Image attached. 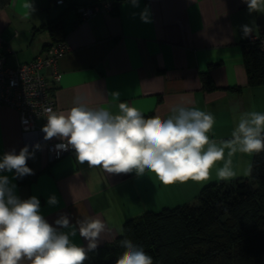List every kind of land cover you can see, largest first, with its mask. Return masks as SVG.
Segmentation results:
<instances>
[{
  "label": "crops",
  "instance_id": "obj_1",
  "mask_svg": "<svg viewBox=\"0 0 264 264\" xmlns=\"http://www.w3.org/2000/svg\"><path fill=\"white\" fill-rule=\"evenodd\" d=\"M28 2L35 9L31 15L24 7ZM105 3H115L114 9H105ZM85 4H97L99 9L83 18L77 8ZM146 7L148 23L140 19ZM59 16L69 49L58 59L60 79L50 86L56 111L71 108L81 93L88 95L91 106L113 113L118 112L119 102H128L145 118H167L173 105L183 104L213 114L209 137L217 144L231 139L241 113H264V84H247L242 54L243 26L258 33L264 28V12H249L245 0H139L138 7L130 0H66L64 4L8 0L0 6V52L10 50L6 63L31 61L54 43L47 23ZM203 72L214 88L203 87ZM113 92H119V100L111 97ZM46 123L40 119L36 131L23 133L17 111L0 107V158L13 149L18 154L25 145L30 151L41 145L27 161L34 174L19 179H12L14 172L0 175L9 177L21 199L37 197L41 214L53 226L62 214L72 224L83 217L104 221L112 231L101 235L98 246L113 240L126 219L190 202L204 184L221 181L216 171L222 161L205 182L164 185L149 171L109 174L89 168L77 161L73 149L50 160L46 144L60 140H44L41 129ZM228 151L225 158L232 160L237 173L231 180L246 177L243 171L253 154L236 152L229 157ZM53 195L58 203L49 205ZM72 240L87 246L78 232Z\"/></svg>",
  "mask_w": 264,
  "mask_h": 264
},
{
  "label": "clouds",
  "instance_id": "obj_2",
  "mask_svg": "<svg viewBox=\"0 0 264 264\" xmlns=\"http://www.w3.org/2000/svg\"><path fill=\"white\" fill-rule=\"evenodd\" d=\"M134 7L139 0H130ZM249 12H264V0H245ZM29 14L35 10L32 3L24 5ZM140 19L150 22L146 7ZM252 28L243 26L248 36ZM119 92L111 97L119 100ZM87 94H77L73 106L65 111H56L51 106H42V115L47 123L41 131L44 140L57 138L56 147L73 149L77 161L89 168H101L105 173H132L143 175L146 171L156 175L164 185L205 182L218 162H223L216 171L220 180H231L237 173L232 160L225 158L240 152L258 154L264 151V113L244 112L231 133V139L220 144L210 139L209 133L215 124L212 113L183 104H175L170 115L145 118L143 113L128 102L118 103V112L105 107H93ZM238 111V106L233 107ZM25 145L17 154L13 149L0 158V173L14 172L12 179L32 175L27 161L34 158L39 143ZM251 164L243 175L250 176ZM16 186L7 175H0V264H84L88 252L94 251L103 233L112 229L99 218L83 217L75 224L67 214H62L50 224L40 211V201L32 196L21 199L15 193ZM53 195L49 205H56ZM87 241L82 247L73 242L77 235ZM123 253L115 264H153V258L131 240L120 241Z\"/></svg>",
  "mask_w": 264,
  "mask_h": 264
},
{
  "label": "trees",
  "instance_id": "obj_3",
  "mask_svg": "<svg viewBox=\"0 0 264 264\" xmlns=\"http://www.w3.org/2000/svg\"><path fill=\"white\" fill-rule=\"evenodd\" d=\"M47 28L54 42L63 39L60 16ZM242 54L247 84H264V51L244 41ZM201 80L204 88H214L207 72ZM251 166L250 176L204 184L194 202L126 219L113 240L88 252L84 264H115L124 238L142 247L153 264H264V151L253 154Z\"/></svg>",
  "mask_w": 264,
  "mask_h": 264
},
{
  "label": "built area",
  "instance_id": "obj_4",
  "mask_svg": "<svg viewBox=\"0 0 264 264\" xmlns=\"http://www.w3.org/2000/svg\"><path fill=\"white\" fill-rule=\"evenodd\" d=\"M53 1L56 4H64L66 0ZM98 7L97 4H85L79 6L77 11L84 18L98 10ZM103 7L109 9L111 4L105 3ZM244 41L256 43L264 50V28L256 34L250 33L245 36ZM68 49L69 45L63 38L47 46L31 61L17 63L14 66L6 63V53L10 50L6 48L0 52V107L7 106L17 111L19 126L23 133L36 131L37 122L45 119L42 115L43 105L56 109L50 86L61 77L58 59ZM60 143L61 141H53L46 144L50 160L60 158L69 150L57 148Z\"/></svg>",
  "mask_w": 264,
  "mask_h": 264
},
{
  "label": "rangeland",
  "instance_id": "obj_5",
  "mask_svg": "<svg viewBox=\"0 0 264 264\" xmlns=\"http://www.w3.org/2000/svg\"><path fill=\"white\" fill-rule=\"evenodd\" d=\"M195 201V198L194 199H192L190 202H194Z\"/></svg>",
  "mask_w": 264,
  "mask_h": 264
}]
</instances>
